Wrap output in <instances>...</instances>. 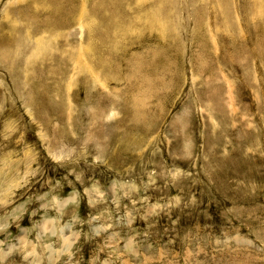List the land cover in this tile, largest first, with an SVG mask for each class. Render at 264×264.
<instances>
[{
  "label": "rangeland",
  "instance_id": "rangeland-1",
  "mask_svg": "<svg viewBox=\"0 0 264 264\" xmlns=\"http://www.w3.org/2000/svg\"><path fill=\"white\" fill-rule=\"evenodd\" d=\"M0 264H264V0H0Z\"/></svg>",
  "mask_w": 264,
  "mask_h": 264
}]
</instances>
